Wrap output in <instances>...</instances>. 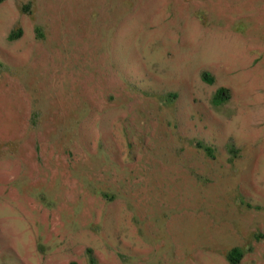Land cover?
Masks as SVG:
<instances>
[{
	"label": "rangeland",
	"instance_id": "1",
	"mask_svg": "<svg viewBox=\"0 0 264 264\" xmlns=\"http://www.w3.org/2000/svg\"><path fill=\"white\" fill-rule=\"evenodd\" d=\"M0 63V264H264V0H0Z\"/></svg>",
	"mask_w": 264,
	"mask_h": 264
},
{
	"label": "trees",
	"instance_id": "2",
	"mask_svg": "<svg viewBox=\"0 0 264 264\" xmlns=\"http://www.w3.org/2000/svg\"><path fill=\"white\" fill-rule=\"evenodd\" d=\"M29 9H30V6H25L23 7L22 11H24L25 13H28ZM36 33L39 37H43V34L40 28L36 29ZM21 36H22L21 30L16 31L13 29L8 37V40L14 41L20 38ZM131 63L134 64V62H131ZM3 69H5V66L2 63H0V71ZM201 76H202V79L209 85H214L216 82L215 77L209 72H203ZM176 97L177 95H173L172 99H175ZM231 97H232V93L228 88H225V87L218 88L213 97V104H215V106H222L226 104L227 102H229ZM197 147L205 150L208 153V155L211 156L213 150L210 147L205 146L203 143H200V142L197 143ZM109 198L110 200H112L111 196H109ZM87 253L90 257V262L92 264H95V259L93 258V251L91 249H88ZM243 257H244V252L240 248H233L231 251L227 253V260L230 264H239ZM72 264H76V263H72Z\"/></svg>",
	"mask_w": 264,
	"mask_h": 264
}]
</instances>
